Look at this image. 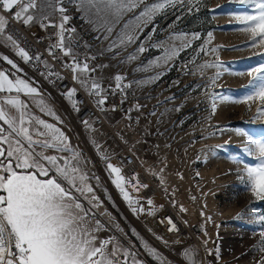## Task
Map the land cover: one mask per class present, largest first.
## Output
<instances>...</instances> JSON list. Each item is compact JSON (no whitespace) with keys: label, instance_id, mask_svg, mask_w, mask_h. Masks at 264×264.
<instances>
[{"label":"rangeland","instance_id":"374dc122","mask_svg":"<svg viewBox=\"0 0 264 264\" xmlns=\"http://www.w3.org/2000/svg\"><path fill=\"white\" fill-rule=\"evenodd\" d=\"M39 2L41 11L36 15L52 20V9L44 0ZM158 2L162 0H144L113 28L115 36L124 23L131 21L134 35L139 37L136 44L112 52L106 50L107 40L96 39L94 44L100 55L99 65L88 73L89 85L95 80L100 89H105L116 75L122 79L131 75V79L141 80L139 92L147 95L152 91L157 108L134 126L119 120L117 114L103 111L111 132L105 128L85 129L78 132L80 136H70L73 148L82 154L81 167L89 176L88 183L99 198L93 210L112 227L119 246L133 249L147 264H156L149 252L159 264H190L186 253H192L194 264H260L264 256V199L251 195L246 171L257 167L259 160L244 150L247 138L241 133L257 139L264 136V115L254 118L258 98L235 102L243 101L250 91L245 87L251 79L247 73L264 58V45L245 46L250 34L243 31L239 19L253 14L254 8L241 0H177L175 6H166L150 22L138 24L134 17L139 11ZM84 18L87 20V16ZM91 19L98 25L103 23L96 16ZM88 24L95 37L105 34L106 26L94 30ZM141 43L145 46L143 53L135 51ZM0 47H11L3 35ZM211 48L216 51H209ZM173 52L178 53L168 68L157 74L143 72L144 62ZM129 54L136 59H127ZM4 63L7 62L0 58V65ZM205 64L216 66L202 67ZM5 110L14 113L9 106ZM141 133L145 138L140 137ZM116 138L132 148L150 173L159 176V190L181 217L188 224L200 226L201 248L168 244L157 248L142 233L128 202L123 200L119 205L114 190L117 187L112 182L115 174L107 168L108 163L114 164H101L103 157L109 158L118 149ZM147 140L154 146L152 160L145 159L142 153ZM150 201L157 206L163 203L157 194Z\"/></svg>","mask_w":264,"mask_h":264},{"label":"snow or ice","instance_id":"6c2138e0","mask_svg":"<svg viewBox=\"0 0 264 264\" xmlns=\"http://www.w3.org/2000/svg\"><path fill=\"white\" fill-rule=\"evenodd\" d=\"M176 2L177 0H162L150 6L145 5L134 19L138 24L141 21L146 24L159 11L166 6H175ZM244 2L254 8L253 14L239 17L243 22V31L250 34L245 46L264 45V0H241V3ZM44 3L47 8L52 9L53 14H59L58 23L46 15H36L41 11L39 0H0V13H10L13 19L25 26L39 21L42 28L56 29L51 34L55 36V42H50L46 49L48 55L53 60H59L60 55L68 57L69 60L62 66L70 69L73 81L90 89V95L102 96L97 81L92 80L90 85L88 83V73L94 69L82 62L75 51V47L79 46V37L76 29L69 26L71 17L67 14L65 4L75 5L78 12L85 13L86 22L92 24L94 30L106 26L105 34L102 37L98 35L95 39L109 41L106 50L112 52L114 49L136 44L139 37L134 35L131 21L124 23L115 36L113 28L127 13L144 4V0H44ZM92 16L103 23L98 25L91 19ZM45 20L48 21L47 24L44 23ZM5 31L6 17L0 14V35ZM7 40L12 43L16 55L24 63L42 61L40 54L31 56L11 35L7 36ZM135 51L143 53V43ZM201 51L204 49L201 48ZM209 51L215 52L216 49L211 48ZM115 54L119 55V52ZM261 55L264 57V54ZM0 58L11 66V70L0 67V121L7 125L0 126V264H121L122 261L123 264H129V261L131 264H141L131 249L110 247L113 244L112 237L98 238L96 233L102 228L101 221L95 220L94 228L89 221L95 217L92 208L98 206L96 202L99 198L88 183V174L81 167L82 154L71 146L66 133L57 126L63 124V120L45 103L38 87L33 86L36 82L18 75L23 69L8 56ZM127 59L134 60L136 56L129 54ZM164 59H171V55ZM214 66L216 65L205 64L202 67ZM44 67L47 69V77L62 79L46 61ZM247 74L251 79L245 87L250 91L243 101L235 102L247 103L258 98L260 104L254 118H259L264 115V58L260 59L258 67L252 68ZM121 79L120 75L115 76L117 89L121 87ZM21 94L37 101L40 111L56 123H50L32 113ZM75 94V88L66 93L69 97ZM215 99L213 97V101ZM105 100L106 97L98 99L97 106L103 105ZM5 106H9L14 113L6 111ZM212 111L215 112V103ZM82 123L87 125L88 121ZM241 134L247 138L244 150L259 160L257 167L246 169L251 182V195L264 199V136L257 139L248 133ZM103 159L107 160V157ZM107 168L111 174H115L112 182L131 204L130 194L122 186L125 178L121 175V169L111 163L107 164ZM96 179L98 181L99 178ZM82 199L88 201L89 207H85ZM148 203L151 204V201ZM169 223H172L170 218ZM175 227L172 224L169 231ZM186 255L190 258V264H194L191 260L192 253ZM260 264H264V256H261Z\"/></svg>","mask_w":264,"mask_h":264},{"label":"built area","instance_id":"2783aa9c","mask_svg":"<svg viewBox=\"0 0 264 264\" xmlns=\"http://www.w3.org/2000/svg\"><path fill=\"white\" fill-rule=\"evenodd\" d=\"M65 7L67 8V14L71 17L69 26L76 29V35L79 37V46L75 47L79 59L87 63L90 69L97 68L99 65V55L96 53L94 47L96 33L86 22L81 12L76 10L75 5L65 4ZM0 14L6 17V31L3 36L7 39V36L11 35L31 56L34 57L36 54H40L42 61L39 63L36 61L28 64L24 63L23 60L16 55L15 48L10 41L11 47H0V51L4 56H8L23 69V72L18 74L36 82L34 86L38 87L45 103L63 120V124L58 126L68 133L69 136H72V134L80 136L78 132L84 131L85 129L97 130L105 128L111 132V125L107 122L103 111L117 114L119 115V120H124L130 126H134L138 124L143 117L150 115L154 110L155 104L146 94L136 89L133 80L130 78L121 79L119 82L121 87L119 89L116 88L115 84L104 90L101 89L103 95L100 97L90 95V89L85 90L77 81H73L70 69L62 66L63 63L69 60L68 57L60 55L59 60H53L48 55L46 49L50 42H55L56 38L51 34L54 33L56 29L52 27L42 28L39 21L35 24L25 26L21 22L13 19L10 13ZM52 20L58 23L59 14H54ZM44 23L47 24L48 21L45 20ZM85 45H87V47H85ZM92 56L96 58L85 59V57ZM45 61L51 66L53 71L60 74L62 79L46 76L47 69L44 67ZM1 67L11 70V66L7 63L2 64ZM124 85H130V87H124ZM73 88L76 89V94L72 97L66 95L67 91ZM104 97H106L105 103L98 107L97 100ZM22 98L28 101V104L37 114L56 123L55 120L45 116L40 111L37 101L29 97L22 96ZM73 105H76V107H73ZM83 121H88L87 125L82 123ZM147 138L149 139L150 137ZM158 138V136L154 137V139ZM116 140L118 149L107 158V160H103L101 164L105 167L107 162L111 161L114 166L121 169V175L125 178L122 181V186L124 190L130 194L132 200L131 204L127 201V205L142 233H144L150 239V242L157 248L163 247L164 244L177 247L194 245L201 248L198 238L201 233L200 226L197 224H188L181 217L171 202L168 201L159 190V176L150 173L148 171L149 168L143 166L138 161L130 146L124 144L118 138H116ZM154 151L152 141L147 140L142 151L144 158L152 160ZM114 190L117 194L116 200L119 205H121L122 201L125 200L123 198V193L118 188ZM156 194L159 195L163 201L160 206L148 203L151 197ZM153 207L156 208L151 211ZM133 209H136V211H133ZM169 218L172 221L171 224L169 223ZM172 224H175L176 227L172 231H169V229L172 228ZM121 264H123V261Z\"/></svg>","mask_w":264,"mask_h":264},{"label":"crops","instance_id":"0c3cea01","mask_svg":"<svg viewBox=\"0 0 264 264\" xmlns=\"http://www.w3.org/2000/svg\"><path fill=\"white\" fill-rule=\"evenodd\" d=\"M81 14L82 15H84V16H86L85 15V13H83V12H81ZM179 50L181 49V48H178ZM176 50H177V48H176ZM177 53L178 52H176L175 54H172L171 55V59H168L167 61L164 59V58H162V57H160V56H158V57H156V58H153L151 61H149V63L148 62H144L143 63V66L142 67H144L145 69V71H143L145 74L146 73H148V74H157L158 72V70H164L165 68H168L171 64H172V62H174L175 61V56L177 55ZM99 55V54H98ZM100 56V55H99ZM166 57H168L167 55H166ZM0 67H1V65H0ZM142 72V73H143ZM133 76H136L135 74H133ZM130 79H131V75H130ZM131 80H133V82H134V85H135V87H136V89L137 90H141V87H140V85H141V80H138V78L136 79H134V78H132ZM110 83H109V86H106L105 87V89L106 88H108V87H111V86H113V85H115L117 82H116V80H115V78H113L112 80H110L109 81ZM112 83V85H110ZM108 85V84H107ZM34 86V85H33ZM102 90H104V89H102ZM150 90V89H149ZM148 90V91H149ZM144 94V93H143ZM151 95H152V91H150L148 94H147V96H148V98L155 104V108H154V110L157 108V103H155V101H154V99H152L151 98ZM22 98V97H21ZM154 98V97H153ZM22 99H24V98H22ZM28 102V101H27ZM167 122H169L168 120H167ZM0 123L2 124V126H4V127H7V125H4L3 124V122L2 121H0ZM68 134V133H67ZM69 135V134H68ZM140 137L141 138H145V137H143V133H141L140 134ZM71 138V137H70ZM71 142H72V140H71ZM72 147H73V145H72ZM82 202L85 204V207H89V205L87 204V202H86V200H83L82 199ZM92 212H94L95 213V217H94V219H91L90 221H89V223H90V225L94 228V227H96V225H95V220H100L101 221V224H102V228H101V230L99 231V232H97L96 233V235L98 236V238L99 239H108L109 237H112L113 238V244L110 246V247H120L119 245V241H118V239H117V237L115 236V233L113 232V230H112V227L108 224V223H106L104 220H103V218H102V216L100 215V213H98V212H96V211H94L93 210V208H92ZM150 250V249H149ZM132 251L134 252V250L132 249ZM147 252H149L148 250H147ZM136 253V252H135ZM140 255V254H139ZM151 252H149V258L151 259V261H153L154 263H156V264H159V263H157L156 262V259H153V258H151ZM141 256V255H140ZM136 258L139 260V261H141V259H140V257L136 254ZM143 258V257H142ZM129 264H131V262L129 261ZM141 264H147L145 261H144V259L141 261Z\"/></svg>","mask_w":264,"mask_h":264},{"label":"water","instance_id":"95a60500","mask_svg":"<svg viewBox=\"0 0 264 264\" xmlns=\"http://www.w3.org/2000/svg\"><path fill=\"white\" fill-rule=\"evenodd\" d=\"M29 109H30V111L32 112V113H34L35 115H37V116H39L40 118H42V119H45V118H43L41 115H39V114H37L33 109H32V107L29 105ZM45 120H47V119H45ZM48 122H50V123H53V122H51V121H49V120H47ZM58 126V125H57ZM60 127V126H59ZM64 131V130H63ZM65 132V131H64ZM66 133V132H65ZM66 135L68 136V138H69V141H70V144H71V146H72V142H71V138H70V136L66 133ZM65 155H68V154H65Z\"/></svg>","mask_w":264,"mask_h":264}]
</instances>
